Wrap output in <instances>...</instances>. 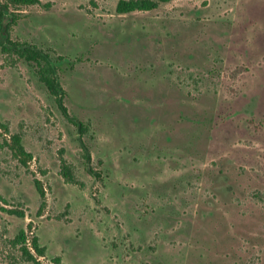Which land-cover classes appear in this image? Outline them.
<instances>
[{
    "label": "rangeland",
    "instance_id": "374dc122",
    "mask_svg": "<svg viewBox=\"0 0 264 264\" xmlns=\"http://www.w3.org/2000/svg\"><path fill=\"white\" fill-rule=\"evenodd\" d=\"M40 1L10 37L51 51L100 178L34 69L0 51V264H31L21 229L44 264H264V0Z\"/></svg>",
    "mask_w": 264,
    "mask_h": 264
},
{
    "label": "trees",
    "instance_id": "16d2710c",
    "mask_svg": "<svg viewBox=\"0 0 264 264\" xmlns=\"http://www.w3.org/2000/svg\"><path fill=\"white\" fill-rule=\"evenodd\" d=\"M171 0H118L116 4V12L119 14H127L131 12L152 11L157 9L160 4L168 3ZM40 0H0V51L8 57H16L23 60L34 69L36 77L40 83L44 85L47 92L54 98L61 115L76 127L79 134V145L82 152V159L84 166L88 173L92 174L95 178H100V173L93 170L91 165V154L88 145L83 140V136L88 131V126L82 121L75 119L68 112L64 104L66 91L63 89L58 77V65L51 55V51L44 50L35 45L25 41H13L10 37L11 30L19 20L18 11L22 7L40 5ZM57 57V60H61ZM0 128L7 134L9 132L8 126L0 122ZM10 141L8 146L12 155L18 162L27 167L28 163L32 160L31 153H28L23 144L21 134L9 135ZM62 154V151L59 152ZM60 174L66 183L72 185H79L75 174L74 166L70 164L62 155H59ZM36 191L38 192L41 205L38 215H41L43 207L45 206V192L42 188L40 181H34ZM10 214L18 217H23L24 213L19 210H8ZM14 244L19 246V251L26 262L31 264H44L39 260V257L45 256V247L39 244L38 238L33 236L30 240V245L27 243V236L24 229H21L15 240ZM52 264H62L59 257H54L51 260Z\"/></svg>",
    "mask_w": 264,
    "mask_h": 264
}]
</instances>
